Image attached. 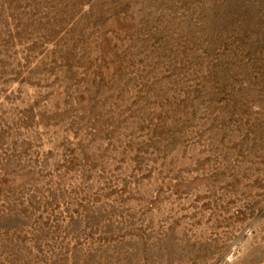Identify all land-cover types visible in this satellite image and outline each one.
I'll use <instances>...</instances> for the list:
<instances>
[{"label": "rangeland", "instance_id": "1", "mask_svg": "<svg viewBox=\"0 0 264 264\" xmlns=\"http://www.w3.org/2000/svg\"><path fill=\"white\" fill-rule=\"evenodd\" d=\"M0 264H264V0H0Z\"/></svg>", "mask_w": 264, "mask_h": 264}]
</instances>
